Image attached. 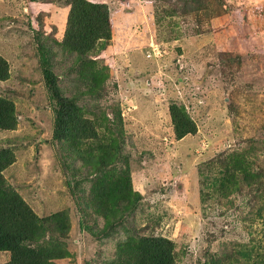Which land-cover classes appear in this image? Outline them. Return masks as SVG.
Wrapping results in <instances>:
<instances>
[{
    "label": "rangeland",
    "instance_id": "rangeland-1",
    "mask_svg": "<svg viewBox=\"0 0 264 264\" xmlns=\"http://www.w3.org/2000/svg\"><path fill=\"white\" fill-rule=\"evenodd\" d=\"M89 1L106 3L111 23L110 39L90 53L108 75L92 94L78 80L79 54L62 43L73 0H0V55L9 65L0 96L17 112L13 129L0 128V149L13 155L1 174L39 216L67 213L53 264H135L126 242L145 235L169 238L175 264H264V196L253 184L264 180V0ZM37 40L63 95L79 98L97 131L82 146L92 154L72 166L74 190L51 138ZM172 103L194 133L175 136ZM114 122L119 136L108 129ZM233 150L263 176L224 167ZM223 167L240 184L216 194ZM129 186L139 199L119 210L122 222L110 225L100 202L89 205L101 188L116 197ZM9 257L0 251V264Z\"/></svg>",
    "mask_w": 264,
    "mask_h": 264
},
{
    "label": "trees",
    "instance_id": "trees-1",
    "mask_svg": "<svg viewBox=\"0 0 264 264\" xmlns=\"http://www.w3.org/2000/svg\"><path fill=\"white\" fill-rule=\"evenodd\" d=\"M110 36L111 23L106 3L73 0L62 43L79 54L77 56L83 64L79 71L78 80H81L88 93L96 92L100 83L107 79L106 67L99 65L97 59L91 57L90 53H97L103 48ZM37 50L46 97L53 113L51 138L57 146V158L62 168L64 171L71 170V174L66 177V184L71 190H74L80 181L72 179V176L76 174L72 166L76 164L77 158L84 159V153L92 154L91 151H85V147L82 146L85 145L84 141H92L97 131L92 120L84 117L78 103L79 98L63 95L59 85V77L53 71L50 63L46 44L37 40ZM8 76V61L0 55V80H5ZM169 112L172 118L173 131L178 139L196 131L195 122L186 114L181 105L172 103L169 106ZM16 123L15 104L0 96V128L13 129ZM113 124V127L110 126L108 129H111V132H116L119 136V125L117 122ZM116 137L113 135L114 140ZM70 149L77 153L76 155H69L68 153V156H75L71 160L67 159L65 155ZM103 157V159L109 158L105 155ZM244 157L242 153L233 150L225 159L227 162L224 163V167L238 168L241 177L248 180L250 177L263 176L258 170L253 172L251 164L246 163ZM12 161L13 155L7 149H0V251H7L10 254V259L6 264H53V259L60 257V254H56L53 246L54 242L57 241L56 239H59V236H55L54 233L57 232L61 235L69 229V226H63L67 223L68 215L65 211H58L46 216H39L24 199L17 195L6 184L1 174V171ZM244 166L249 171H242ZM224 167L223 170L225 169V171L219 175L216 173L212 183L216 186L214 189L216 194H219L224 188H229L231 191L240 184L235 171L231 169L228 171V168ZM253 184L256 186V190L260 191L261 196H264V180L256 179ZM124 185L122 183L121 187ZM131 194H134L135 197L132 198ZM107 195L108 193L104 191V188H101L95 194V196H99L97 201L95 200L89 205L100 202V208L112 216L106 219L110 225L114 222H122L123 216H120L119 210L132 209L139 199L137 193L132 191L131 186L119 196L108 197ZM126 244L134 247L137 258L135 264H175V246L167 237L158 235L139 236L130 238Z\"/></svg>",
    "mask_w": 264,
    "mask_h": 264
}]
</instances>
